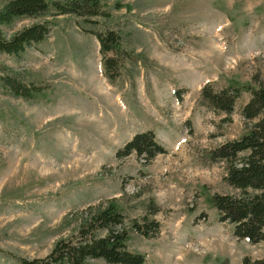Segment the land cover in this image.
<instances>
[{
  "label": "rangeland",
  "instance_id": "374dc122",
  "mask_svg": "<svg viewBox=\"0 0 264 264\" xmlns=\"http://www.w3.org/2000/svg\"><path fill=\"white\" fill-rule=\"evenodd\" d=\"M100 1L110 17L94 18L96 25L54 9L0 23L8 36L37 22L52 27L20 56L0 52V264L45 257L77 231L74 212L108 200L139 220L151 202L159 208L150 216L160 233L131 231L127 240L131 252L145 254L144 264L264 257V242L238 240L233 225L220 221L211 195L234 189L224 162L206 159L245 133L241 111L250 93L241 91L225 124V114L199 102L208 82L221 89L264 73V0ZM107 29L121 34L128 54L114 82L86 31ZM9 72L42 89L30 98L14 95L4 84ZM150 129L165 153L117 157Z\"/></svg>",
  "mask_w": 264,
  "mask_h": 264
},
{
  "label": "trees",
  "instance_id": "16d2710c",
  "mask_svg": "<svg viewBox=\"0 0 264 264\" xmlns=\"http://www.w3.org/2000/svg\"><path fill=\"white\" fill-rule=\"evenodd\" d=\"M51 9L55 10V15H75L91 25L98 24L96 17H110L100 0H9L0 8V23H10L17 17L46 15ZM51 30L49 21L33 23L9 36L0 30V52L20 56L27 47L44 42ZM86 31L99 42L106 75L114 82L120 75L122 59L128 56L121 48V34L113 29ZM3 79L16 96L30 98L42 89L34 84L26 85L16 73L9 72ZM241 91L250 93L241 111L245 133L208 151L206 159L224 162V180L234 189L231 194L211 195V204L218 211L220 221L233 225L238 240L256 244L264 242V73L254 74L251 83L221 89L208 82L201 88L199 102L216 113L225 114L221 120L225 124L232 121ZM176 95L181 101L178 91ZM134 152L139 158L149 160L165 153L166 149L150 130L136 133L117 151V157L123 158ZM158 210L151 202L148 214L139 220L125 216L113 200H108L107 204H89L71 215L77 222V231L57 240L48 255L35 259L20 257L18 261L20 264H89L101 259L109 264H144L145 254L131 252L127 240L131 231L145 237L160 233V222L150 216ZM243 264H264V257L245 256Z\"/></svg>",
  "mask_w": 264,
  "mask_h": 264
},
{
  "label": "crops",
  "instance_id": "0c3cea01",
  "mask_svg": "<svg viewBox=\"0 0 264 264\" xmlns=\"http://www.w3.org/2000/svg\"><path fill=\"white\" fill-rule=\"evenodd\" d=\"M150 130H151V129H150ZM150 130H149V131H150ZM151 131H152V130H151ZM142 132H144V131H142ZM153 132H154V131H153ZM233 230H234V228H233ZM146 261H147V258H146Z\"/></svg>",
  "mask_w": 264,
  "mask_h": 264
}]
</instances>
